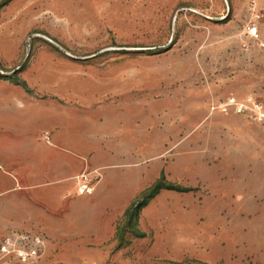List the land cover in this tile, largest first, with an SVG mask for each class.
<instances>
[{"label": "rangeland", "instance_id": "1", "mask_svg": "<svg viewBox=\"0 0 264 264\" xmlns=\"http://www.w3.org/2000/svg\"><path fill=\"white\" fill-rule=\"evenodd\" d=\"M0 90L116 136L34 264H264V0H0Z\"/></svg>", "mask_w": 264, "mask_h": 264}, {"label": "crops", "instance_id": "2", "mask_svg": "<svg viewBox=\"0 0 264 264\" xmlns=\"http://www.w3.org/2000/svg\"><path fill=\"white\" fill-rule=\"evenodd\" d=\"M0 93V242L15 231L41 232L49 238L45 233L47 224L53 219L64 221L63 211L68 214L65 218L74 223L83 212L81 202L91 198L75 193L77 185L84 180L87 166L95 159L114 155L106 146L115 145L116 136L100 135L97 129L96 135L84 138L78 124L77 105L55 107L61 111V122H57L55 116L48 115L51 106L35 103L29 92L19 94L0 90ZM13 93L14 107L8 105L11 99H3V95ZM8 121L11 124L4 130V122ZM36 122L42 124V129L39 135L32 136L30 128L26 127ZM244 122L248 123V120ZM132 136H139L140 144L143 143L138 130L131 131L127 137ZM144 145H147V137ZM146 158L145 150L143 159ZM94 166L97 170L88 171V178L95 170L103 169L101 185L108 165Z\"/></svg>", "mask_w": 264, "mask_h": 264}, {"label": "built area", "instance_id": "3", "mask_svg": "<svg viewBox=\"0 0 264 264\" xmlns=\"http://www.w3.org/2000/svg\"><path fill=\"white\" fill-rule=\"evenodd\" d=\"M253 35L257 34V28H250ZM213 109L228 113L234 110L239 113H246L256 121L264 123V108L253 99L248 97L238 100L236 97H229L226 101L215 105ZM83 181L78 186L81 194H90L93 191L88 175H83ZM47 247V239L41 232L15 231L6 235L0 242V264H34L43 256Z\"/></svg>", "mask_w": 264, "mask_h": 264}, {"label": "trees", "instance_id": "4", "mask_svg": "<svg viewBox=\"0 0 264 264\" xmlns=\"http://www.w3.org/2000/svg\"><path fill=\"white\" fill-rule=\"evenodd\" d=\"M138 207V206H137Z\"/></svg>", "mask_w": 264, "mask_h": 264}]
</instances>
